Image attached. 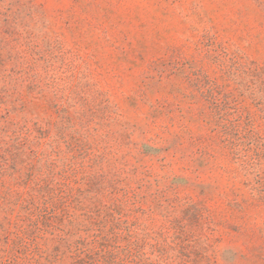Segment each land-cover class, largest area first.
<instances>
[{
    "label": "rangeland",
    "instance_id": "rangeland-1",
    "mask_svg": "<svg viewBox=\"0 0 264 264\" xmlns=\"http://www.w3.org/2000/svg\"><path fill=\"white\" fill-rule=\"evenodd\" d=\"M0 264H264V0H0Z\"/></svg>",
    "mask_w": 264,
    "mask_h": 264
}]
</instances>
